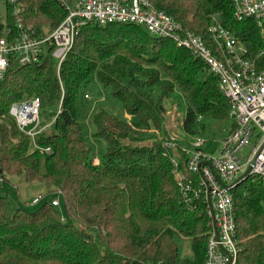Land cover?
Wrapping results in <instances>:
<instances>
[{
	"label": "trees",
	"instance_id": "trees-1",
	"mask_svg": "<svg viewBox=\"0 0 264 264\" xmlns=\"http://www.w3.org/2000/svg\"><path fill=\"white\" fill-rule=\"evenodd\" d=\"M0 1L6 15L1 35L16 27L17 17L12 0ZM16 1L19 18L39 34L66 16L57 0ZM150 1L185 31L202 36L220 58L223 52L209 31L219 22L248 49V58L264 67L263 35L253 19L236 18L232 0ZM45 50L36 64L12 61L0 81V180L16 176L39 184L47 196L61 195L67 218L53 206L57 199L28 211L0 194V264H204L208 208L185 203L174 158L182 167L183 148L192 141L225 128L226 136L233 128L218 78L187 47L136 24L84 26L59 71L51 50ZM93 76L135 120L115 117L101 103L93 117L95 132L87 137L76 102ZM34 96L41 100V114L53 107L58 113L32 139L9 112ZM102 97L96 93L97 102ZM166 102L183 112L184 145L175 149L166 145L172 137L162 127ZM233 197L237 264H264V187L250 176ZM182 238L190 241L191 256L183 255Z\"/></svg>",
	"mask_w": 264,
	"mask_h": 264
},
{
	"label": "built area",
	"instance_id": "built-area-1",
	"mask_svg": "<svg viewBox=\"0 0 264 264\" xmlns=\"http://www.w3.org/2000/svg\"><path fill=\"white\" fill-rule=\"evenodd\" d=\"M57 1L66 16L55 29L43 34L22 22L19 18L22 7L16 0L11 1L15 5L13 16L17 17V22L14 29L5 28L0 35V81L5 78L12 61L20 65L36 64L46 53L45 48L51 50L59 71L81 28L88 24H136L154 36L169 37L178 46L187 47L218 78L219 88L230 105L233 128L220 140L215 152H210L211 142L203 137L183 148L186 159L182 167L174 158L177 182L191 209H196L199 203H206L208 208L211 229L204 264H237L239 243L233 191L250 167L252 179L264 187V67L260 69L256 60L248 58V49L219 22L213 23L209 31L217 50L223 52L220 58L207 47L202 36L185 31L182 24L156 8L150 0ZM232 2L236 18L253 19L264 40V0ZM259 55L264 56V51ZM9 113L19 129L32 139L44 129L39 97L14 103ZM170 142L167 140L166 145L174 149ZM35 146L41 152H51L50 148ZM245 149L249 150L246 156L243 155ZM39 200L40 197H36L32 204ZM52 204L59 206V201L53 200Z\"/></svg>",
	"mask_w": 264,
	"mask_h": 264
},
{
	"label": "rangeland",
	"instance_id": "rangeland-1",
	"mask_svg": "<svg viewBox=\"0 0 264 264\" xmlns=\"http://www.w3.org/2000/svg\"><path fill=\"white\" fill-rule=\"evenodd\" d=\"M5 17H6L5 7L2 1H0V22L3 24L6 22ZM44 29L46 31L49 28L45 26ZM200 77L202 79L205 78L206 73H201ZM97 92H101L104 98L100 103H98L96 99ZM85 93L88 94L90 99L84 98ZM101 103H103L104 108L113 116H115V114L119 112L121 115L126 114L122 103L119 102L117 99L111 97L109 90H103L102 87L97 83L96 77L93 76L91 85L86 90H83V92L80 94L79 99L76 102L77 118L83 127L85 136L87 137H91L95 132L93 117L95 113L100 109ZM166 106H167V113L165 115V121L162 123V127L164 126L165 128H168L172 137V139L168 140L171 141L170 142L171 145L175 146V148L178 147V144L183 146L184 136H185L181 128L183 112L176 105L173 106L170 103L166 102ZM57 113H58V107L47 109L46 112L42 113L40 117L41 126L45 127L48 124H51L54 121ZM122 118L124 117L122 116ZM132 119L135 120L134 118ZM225 130L227 129L226 128L222 129V131L218 132L217 133L218 135L214 137L213 136L203 137L207 141L212 140L210 152L214 150L216 151L217 148L220 147V140L224 137L222 134L223 131ZM162 134L165 135L164 129L162 131ZM248 151H249L248 149H245L243 151L244 152L243 155L246 156L248 154ZM216 154L218 155L219 152H217ZM9 179L10 181L0 180V194H6L14 205L23 206L28 211H34L40 205H42L45 200L57 199L59 201V206H57V209L60 212L61 218L62 219L67 218L66 209L62 202L61 195L50 197L44 193V189L37 183L28 185V183H26L25 180L16 176L9 177ZM246 179L247 178H245L244 180ZM244 180L241 181L240 179L241 182H243ZM39 196L42 197L41 202L38 204H32V201ZM181 241L183 247V255L191 256L192 250H191L190 241L189 240L186 241L183 238L181 239Z\"/></svg>",
	"mask_w": 264,
	"mask_h": 264
},
{
	"label": "crops",
	"instance_id": "crops-1",
	"mask_svg": "<svg viewBox=\"0 0 264 264\" xmlns=\"http://www.w3.org/2000/svg\"><path fill=\"white\" fill-rule=\"evenodd\" d=\"M89 99H90V97H88ZM104 98L102 97V99H100V101L98 102V103H100L102 100H103ZM103 107H104V105H103ZM126 113V112H125ZM115 116L116 117H118V118H120V119H123V120H126V121H130V122H133L134 120L132 119V117L131 116H129L128 114H125V115H121L120 114V112L119 113H116L115 114ZM122 116L124 117V118H122ZM132 120V121H131Z\"/></svg>",
	"mask_w": 264,
	"mask_h": 264
},
{
	"label": "water",
	"instance_id": "water-1",
	"mask_svg": "<svg viewBox=\"0 0 264 264\" xmlns=\"http://www.w3.org/2000/svg\"><path fill=\"white\" fill-rule=\"evenodd\" d=\"M250 170H251V167L244 173V175L241 178V181L250 176ZM209 204H210V208H211V202L210 201H209ZM210 212H211V216L213 218L214 213H213L212 208H211ZM213 225L215 227V222L214 221H213Z\"/></svg>",
	"mask_w": 264,
	"mask_h": 264
}]
</instances>
